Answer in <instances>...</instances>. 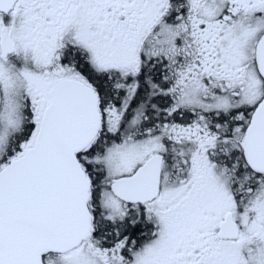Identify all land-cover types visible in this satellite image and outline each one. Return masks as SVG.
Segmentation results:
<instances>
[{"label":"snow or ice","instance_id":"6c2138e0","mask_svg":"<svg viewBox=\"0 0 264 264\" xmlns=\"http://www.w3.org/2000/svg\"><path fill=\"white\" fill-rule=\"evenodd\" d=\"M0 264H264V0H0Z\"/></svg>","mask_w":264,"mask_h":264}]
</instances>
